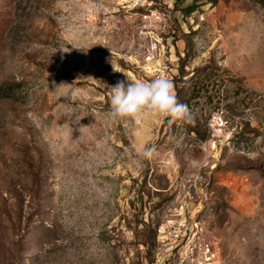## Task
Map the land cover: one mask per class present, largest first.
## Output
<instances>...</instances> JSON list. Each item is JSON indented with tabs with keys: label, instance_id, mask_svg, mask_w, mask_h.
<instances>
[{
	"label": "rangeland",
	"instance_id": "374dc122",
	"mask_svg": "<svg viewBox=\"0 0 264 264\" xmlns=\"http://www.w3.org/2000/svg\"><path fill=\"white\" fill-rule=\"evenodd\" d=\"M209 65L191 123L110 117L119 81L181 102ZM183 205L224 264H264V0H0V264H166Z\"/></svg>",
	"mask_w": 264,
	"mask_h": 264
},
{
	"label": "clouds",
	"instance_id": "9594fccd",
	"mask_svg": "<svg viewBox=\"0 0 264 264\" xmlns=\"http://www.w3.org/2000/svg\"><path fill=\"white\" fill-rule=\"evenodd\" d=\"M114 69L115 68L114 65ZM119 81L109 89L110 117L113 120L127 118L139 120L145 113L166 118L170 123H191L192 114L188 106L178 101L173 82L158 76L151 80ZM60 97H66L70 103L83 101L84 94L73 82H61L53 90ZM71 115L73 112H67ZM138 157L150 159L154 149L150 146L134 148Z\"/></svg>",
	"mask_w": 264,
	"mask_h": 264
},
{
	"label": "built area",
	"instance_id": "2783aa9c",
	"mask_svg": "<svg viewBox=\"0 0 264 264\" xmlns=\"http://www.w3.org/2000/svg\"><path fill=\"white\" fill-rule=\"evenodd\" d=\"M152 0H132L133 7L148 6ZM176 0H162L172 5ZM150 14L145 12L144 17ZM157 43L152 44L156 48ZM187 207L170 209L166 221L159 228L160 249H164L169 264H224L217 246L202 238L200 222L187 213Z\"/></svg>",
	"mask_w": 264,
	"mask_h": 264
},
{
	"label": "trees",
	"instance_id": "16d2710c",
	"mask_svg": "<svg viewBox=\"0 0 264 264\" xmlns=\"http://www.w3.org/2000/svg\"><path fill=\"white\" fill-rule=\"evenodd\" d=\"M257 1L263 2V0ZM210 68V65L202 68L201 70L197 71L198 73L195 74L196 76H194L192 80H188V85L186 86L181 95V102L186 104L188 108L192 106L196 98L200 97L204 91L208 90V83H210L212 79L211 76H213L214 73L213 71H211L212 68ZM192 130H196V127L189 126V131ZM166 264H169V262H167Z\"/></svg>",
	"mask_w": 264,
	"mask_h": 264
}]
</instances>
